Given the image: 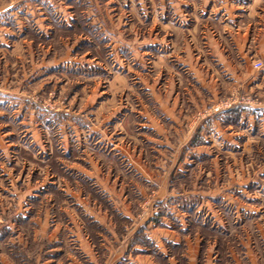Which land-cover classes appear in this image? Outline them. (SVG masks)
<instances>
[{
	"label": "rangeland",
	"instance_id": "1",
	"mask_svg": "<svg viewBox=\"0 0 264 264\" xmlns=\"http://www.w3.org/2000/svg\"><path fill=\"white\" fill-rule=\"evenodd\" d=\"M154 28L149 0H0V174L50 198L2 230L0 264H111L134 244L155 264H264L261 58L235 83L203 72L213 101L174 63L155 69ZM68 189L70 247L26 225L51 226ZM160 222L181 239L165 258L143 236Z\"/></svg>",
	"mask_w": 264,
	"mask_h": 264
},
{
	"label": "crops",
	"instance_id": "2",
	"mask_svg": "<svg viewBox=\"0 0 264 264\" xmlns=\"http://www.w3.org/2000/svg\"><path fill=\"white\" fill-rule=\"evenodd\" d=\"M149 5L151 20L155 22L152 34L154 41L150 46L155 54V69L162 67L163 70L176 71L174 67L177 66L181 72L178 74L180 79L186 74L210 98H215L213 101L219 96L214 90L218 86L212 78L205 79V71L214 72L215 75L218 72L224 82L235 83L238 79L236 70L252 71L254 58L259 57L263 63L260 78L264 80V0H149ZM157 27L159 28L156 29ZM169 63H174L175 66ZM37 148L40 149V146ZM4 180L9 186L0 188V214L6 215L4 224L0 225V247L8 238L3 236L2 230L13 232L16 231V226L23 227L34 204H39L38 209H43L44 216L50 214L46 207L50 204L45 203L50 198H46L44 186L35 188L36 186L30 185L26 191L19 192L14 186L17 180L12 175L1 173L0 182ZM64 196L68 203L62 201L63 207L58 209L51 226L45 217H37L36 223L28 220L26 225L37 226L36 229L42 232L43 237L47 231H51L47 236L49 240L59 245L63 239V244L68 243L67 246L70 247L78 241L81 243V237L77 232L75 210L70 204L71 197L75 200L76 195L68 189ZM122 214L128 217L125 213ZM160 225L162 227L159 228L146 226L143 236L145 235L150 245H154L152 248L156 254L165 258L167 252H163L162 244L171 242L179 246L181 239L175 231L176 227L166 222H160ZM181 226L182 230L189 231L187 224ZM186 245L188 247V243ZM144 251L147 250L141 245L134 244L131 251L116 256L111 264H155L153 258L140 254L146 253ZM84 257L88 259L86 264H98L94 254ZM110 258L113 260L114 256L110 255ZM167 261H170V257ZM68 263L77 264L75 256H70Z\"/></svg>",
	"mask_w": 264,
	"mask_h": 264
},
{
	"label": "built area",
	"instance_id": "3",
	"mask_svg": "<svg viewBox=\"0 0 264 264\" xmlns=\"http://www.w3.org/2000/svg\"><path fill=\"white\" fill-rule=\"evenodd\" d=\"M254 64H255L254 66L256 69H259L261 67V64L259 62H255Z\"/></svg>",
	"mask_w": 264,
	"mask_h": 264
}]
</instances>
